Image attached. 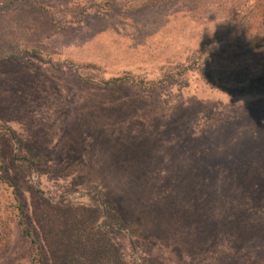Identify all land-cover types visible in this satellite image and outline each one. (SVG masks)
I'll list each match as a JSON object with an SVG mask.
<instances>
[{
    "label": "rangeland",
    "instance_id": "rangeland-1",
    "mask_svg": "<svg viewBox=\"0 0 264 264\" xmlns=\"http://www.w3.org/2000/svg\"><path fill=\"white\" fill-rule=\"evenodd\" d=\"M241 33L264 34V0H0V152L48 264H263L244 245L256 233L204 232L245 201L226 173L243 164L252 182L264 163V97L196 71ZM248 60L264 69V51ZM70 61L129 84L84 85ZM14 155L41 162L21 173ZM11 228L0 264H30Z\"/></svg>",
    "mask_w": 264,
    "mask_h": 264
},
{
    "label": "trees",
    "instance_id": "trees-1",
    "mask_svg": "<svg viewBox=\"0 0 264 264\" xmlns=\"http://www.w3.org/2000/svg\"><path fill=\"white\" fill-rule=\"evenodd\" d=\"M242 35L241 33L239 36H236L231 46L225 43L214 54L207 53L204 46L202 51L196 55L200 61V66L196 68V71L212 87L229 96L264 97V69L254 74H250V71L247 69V61L250 62L248 58L264 51V34L249 38L246 41H244ZM215 37L214 40H216ZM69 65L73 77L84 85H91L110 91L129 84V78L105 79L100 75L99 67L93 64H79L70 61ZM187 68L183 65L176 66L178 74L185 73ZM172 82H174V77L167 76L164 80L158 82L152 81L153 85L150 88L168 86ZM144 83L143 79H138L133 85L142 87ZM40 160V158L29 159L14 155L12 166L18 172H30L35 165L40 164ZM221 161L223 162L222 165L226 167L230 163L226 159ZM242 165L238 169H230L226 175L230 176L232 181L235 182L233 186L237 185L239 191L243 192V195L246 197H243L245 201L239 202L235 206L230 204L228 205L229 209L223 212L224 215L208 219L204 232L264 233V163H261V167L252 170L254 176L251 178L252 182L246 180L248 173L243 169L244 166ZM199 174L203 178L207 177L208 180L216 178L219 175L213 172H206L205 169H200ZM31 191L40 197L42 196V192L36 186L31 187ZM97 196L102 202L104 209H106L103 214V216H106L107 209H113V206L104 202L105 197L102 195ZM207 197L208 200H211L210 194ZM113 213H116V210L113 209ZM118 215H120L119 218L123 222L127 223L125 219L127 216L125 214H123L125 217L121 213ZM12 224L19 231L18 235L21 243L27 247L26 252L29 256L30 264H48L44 254V247L36 238L34 230L29 225L28 213L20 191L10 177L0 152V257L8 250L12 236ZM118 226L120 229L126 227L123 223H120Z\"/></svg>",
    "mask_w": 264,
    "mask_h": 264
},
{
    "label": "crops",
    "instance_id": "crops-1",
    "mask_svg": "<svg viewBox=\"0 0 264 264\" xmlns=\"http://www.w3.org/2000/svg\"><path fill=\"white\" fill-rule=\"evenodd\" d=\"M246 237V236H244ZM248 241L244 243L247 247L256 248L260 251L261 261L264 264V233H256V235H248Z\"/></svg>",
    "mask_w": 264,
    "mask_h": 264
}]
</instances>
